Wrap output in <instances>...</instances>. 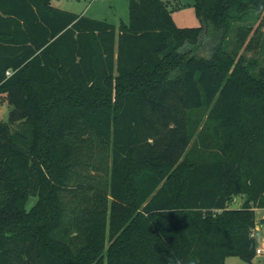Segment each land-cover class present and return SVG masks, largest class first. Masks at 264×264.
Here are the masks:
<instances>
[{"label": "trees", "instance_id": "16d2710c", "mask_svg": "<svg viewBox=\"0 0 264 264\" xmlns=\"http://www.w3.org/2000/svg\"><path fill=\"white\" fill-rule=\"evenodd\" d=\"M193 5L130 0L117 28L0 0V264H253L264 0Z\"/></svg>", "mask_w": 264, "mask_h": 264}, {"label": "rangeland", "instance_id": "374dc122", "mask_svg": "<svg viewBox=\"0 0 264 264\" xmlns=\"http://www.w3.org/2000/svg\"><path fill=\"white\" fill-rule=\"evenodd\" d=\"M54 6L68 9L77 13H83L87 16L105 19L112 22L118 28L122 21L130 20V0H51ZM173 7V19L179 26H198L201 19L194 8V0H169ZM248 23H253L252 18ZM254 25V23H253ZM229 44L233 46L234 38ZM201 51V50H200ZM248 56L254 55V51L248 50ZM259 55V54H258ZM260 58L264 62V38L261 43ZM11 105L4 93H0V120L7 121ZM37 200V195H30L26 207L29 209ZM244 201V197L239 195L234 198L231 205L238 207ZM254 231L257 238V246L264 248V207L256 210V225ZM264 253H258L253 260V264H264ZM225 264H251L239 255H228Z\"/></svg>", "mask_w": 264, "mask_h": 264}, {"label": "built area", "instance_id": "2783aa9c", "mask_svg": "<svg viewBox=\"0 0 264 264\" xmlns=\"http://www.w3.org/2000/svg\"><path fill=\"white\" fill-rule=\"evenodd\" d=\"M253 234H255V231H253ZM255 235H256V234H255ZM256 252H257V254H258V253H264V248L258 246V247L256 248Z\"/></svg>", "mask_w": 264, "mask_h": 264}, {"label": "crops", "instance_id": "0c3cea01", "mask_svg": "<svg viewBox=\"0 0 264 264\" xmlns=\"http://www.w3.org/2000/svg\"><path fill=\"white\" fill-rule=\"evenodd\" d=\"M241 205H242V204H240L239 206H241ZM239 206H238V207H239ZM257 209H258V208H256V210H257Z\"/></svg>", "mask_w": 264, "mask_h": 264}]
</instances>
